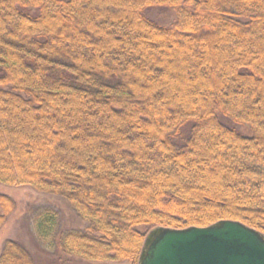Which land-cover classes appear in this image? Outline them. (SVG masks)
<instances>
[{
  "label": "trees",
  "instance_id": "obj_1",
  "mask_svg": "<svg viewBox=\"0 0 264 264\" xmlns=\"http://www.w3.org/2000/svg\"><path fill=\"white\" fill-rule=\"evenodd\" d=\"M0 185L65 198L87 227L40 209L37 240L92 264L156 228L264 235V0H0ZM0 264L35 263L7 240Z\"/></svg>",
  "mask_w": 264,
  "mask_h": 264
},
{
  "label": "water",
  "instance_id": "obj_2",
  "mask_svg": "<svg viewBox=\"0 0 264 264\" xmlns=\"http://www.w3.org/2000/svg\"><path fill=\"white\" fill-rule=\"evenodd\" d=\"M138 264H264V235L236 221L204 228H156Z\"/></svg>",
  "mask_w": 264,
  "mask_h": 264
},
{
  "label": "rangeland",
  "instance_id": "obj_3",
  "mask_svg": "<svg viewBox=\"0 0 264 264\" xmlns=\"http://www.w3.org/2000/svg\"><path fill=\"white\" fill-rule=\"evenodd\" d=\"M145 15L160 25H168L173 20L172 13L163 8L147 9ZM220 120L224 125L242 135H249L247 127L235 125L224 119V117H220ZM0 193L10 197L16 206L14 213L8 218L6 224L0 228V253L5 241L13 240L30 253L35 264H92L55 254L43 248L37 240V228L34 218L35 213L40 209L53 210L58 216L59 229L62 231L83 230L87 227V224L77 216L65 198L37 192L30 187L0 185ZM140 231L143 232V228H140Z\"/></svg>",
  "mask_w": 264,
  "mask_h": 264
}]
</instances>
